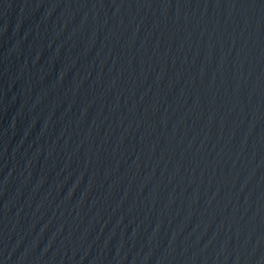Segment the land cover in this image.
<instances>
[{"label": "water", "instance_id": "obj_1", "mask_svg": "<svg viewBox=\"0 0 264 264\" xmlns=\"http://www.w3.org/2000/svg\"><path fill=\"white\" fill-rule=\"evenodd\" d=\"M0 264H264V0H0Z\"/></svg>", "mask_w": 264, "mask_h": 264}]
</instances>
